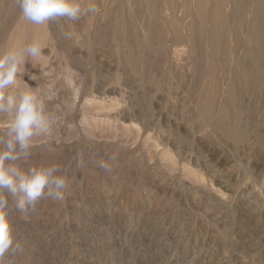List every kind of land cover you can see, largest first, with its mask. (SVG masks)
I'll return each mask as SVG.
<instances>
[{
    "label": "rangeland",
    "instance_id": "1",
    "mask_svg": "<svg viewBox=\"0 0 264 264\" xmlns=\"http://www.w3.org/2000/svg\"><path fill=\"white\" fill-rule=\"evenodd\" d=\"M156 1L147 12L151 48L144 54V70L130 68L140 61L127 60L125 54L123 118L107 119L84 107L88 95L103 98L98 89L81 92L70 116L72 92L63 76L57 81L50 102L56 121L49 137L60 140L61 154L51 152L44 162L58 165L70 187L63 201L45 197L35 211L22 214L34 224L13 226L19 250L7 253L5 264H264V74L247 86L242 76H234L242 91L229 104L226 120L193 115L186 101L196 94L195 77L186 73L181 53L172 54L188 42L169 26L182 17L179 0ZM95 15L66 20L73 26L67 31L83 33L75 47L88 66L81 80L101 79L103 89H110L116 77L112 50L93 44V34H86L93 32L79 26ZM113 25L108 22L103 30L111 34ZM242 41V34L235 33L221 42L239 62ZM42 51L49 57L46 47ZM51 63L56 66L59 57ZM98 65L102 69L92 78ZM84 112L109 122L82 131ZM71 123L80 131L71 130ZM94 132L114 147L117 159L110 173L98 167L109 155L96 154L80 141L79 133L100 140Z\"/></svg>",
    "mask_w": 264,
    "mask_h": 264
},
{
    "label": "bare ground",
    "instance_id": "2",
    "mask_svg": "<svg viewBox=\"0 0 264 264\" xmlns=\"http://www.w3.org/2000/svg\"><path fill=\"white\" fill-rule=\"evenodd\" d=\"M154 2L155 0H95L100 9L99 14L93 18L85 17L79 22L82 29L93 32L86 33L93 34V44L105 43L112 50L116 77L112 83L113 87L109 85L110 89H103L105 82L101 79L96 83L93 80H81L80 75L86 73L88 66L83 63L82 56L75 47L82 43L83 33H68L67 30H73V26L66 25V20L72 22L71 20L56 18L45 25L31 24L21 19L17 0H0V55L10 50L23 51L33 43L41 44L42 48H47L49 57L43 60L28 58L27 74L17 81L16 87L19 90L24 91L29 87L38 86L39 93L45 97L46 111L50 113V102L55 99L51 94L58 86L57 81L63 76L66 87L72 92V101L67 104L70 116H75L81 92L92 93L98 89L103 91V98L88 95L84 107L107 119L112 115L121 119L125 115V54L127 60L140 61L139 64L130 66L133 70H141L146 65L143 60L144 54L148 48H151V37H148L150 29L147 26L151 20L148 19L147 12L153 7ZM178 6L182 17L175 19L169 25L171 27L169 29L175 33H184L188 42H182L174 47L172 54L179 57L178 54L181 53L180 57L184 60L186 73L194 76L196 81L192 89V93L196 91V94L187 98L186 106L200 119L208 120L212 115L219 117L220 121L226 120L229 104L242 91L236 88L234 76H242L244 86H247L264 74V67L261 65L264 57V0H179ZM139 8L142 9L143 15ZM139 12L141 15L138 16ZM108 22H114L111 34L103 30ZM235 33L242 34L244 54L240 62L239 57L227 52L221 43L227 38L231 40ZM137 35H140V40H131ZM125 38L128 42V53H125ZM56 57H59V63L54 66L51 61ZM234 60L235 65H233ZM101 69L102 66H95L91 71L92 78L98 77ZM152 70H155L154 67ZM113 95L115 97H110ZM86 112L81 116L82 131L97 130L105 122H109L96 120ZM249 117H252L250 113L247 118ZM139 121L143 123V119ZM8 123L3 114H0V138H7ZM209 125L210 123L207 126ZM69 128L80 131L76 123H71ZM233 133L236 135L235 132ZM91 135L98 136L100 140L79 133L80 141L89 145V150L101 156L115 153L114 147L104 141L105 136L102 133L95 135L94 132ZM33 141L34 146L30 150L29 158L17 161L23 169L46 166L44 158L48 157L49 153L61 154V143L58 139L50 140L49 135H42L34 137ZM9 206V217L13 226L34 224V220L27 219L15 210L11 197H9Z\"/></svg>",
    "mask_w": 264,
    "mask_h": 264
},
{
    "label": "clouds",
    "instance_id": "3",
    "mask_svg": "<svg viewBox=\"0 0 264 264\" xmlns=\"http://www.w3.org/2000/svg\"><path fill=\"white\" fill-rule=\"evenodd\" d=\"M21 19L34 25H45L56 18L77 21L89 14H99L95 0H17ZM28 58L45 59L42 45L33 43L23 51L10 50L0 55V114L9 121L7 138H0V264L7 253L19 250L9 217V197L15 210L22 214L35 211L42 198L63 201L70 187L69 178L56 164L23 169L17 161L27 160L34 137L53 131L56 117L46 111L45 97L38 86L21 91L18 79L27 74ZM31 79V77H29ZM117 157L101 159L98 167L111 172Z\"/></svg>",
    "mask_w": 264,
    "mask_h": 264
}]
</instances>
